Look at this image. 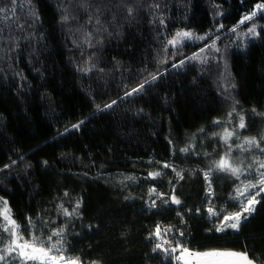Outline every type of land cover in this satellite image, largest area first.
<instances>
[{
	"label": "trees",
	"instance_id": "16d2710c",
	"mask_svg": "<svg viewBox=\"0 0 264 264\" xmlns=\"http://www.w3.org/2000/svg\"><path fill=\"white\" fill-rule=\"evenodd\" d=\"M261 2L88 0L85 9L79 0H18L0 40V210L7 201L22 228L29 217L64 227L66 254L82 264H174L152 251L157 225L184 231L191 250L247 251L264 264V192L238 231H209L223 217L209 219L201 173L224 154L213 133L225 128L213 122L231 129L233 108L234 123L243 115L247 124L241 140L264 134V13L230 31ZM4 5L10 0H0ZM253 22L258 34L241 43L236 33ZM177 31L209 37L171 55L165 44ZM213 41L220 51L209 49L207 62L186 59ZM157 73L141 92L125 95ZM256 155L236 152L233 159L246 165ZM156 171L162 175L146 178ZM169 181L179 206L149 195L152 187L171 195ZM234 187V179L213 174L217 209L239 210L229 198ZM77 202V214L65 217L59 206L71 211Z\"/></svg>",
	"mask_w": 264,
	"mask_h": 264
},
{
	"label": "snow or ice",
	"instance_id": "6c2138e0",
	"mask_svg": "<svg viewBox=\"0 0 264 264\" xmlns=\"http://www.w3.org/2000/svg\"><path fill=\"white\" fill-rule=\"evenodd\" d=\"M18 3V0H10L11 7L8 5L0 6V40L3 38V28L2 25L6 22H12L13 16L15 14V5ZM80 6L87 9L90 7L88 0H79ZM159 7V5H157ZM99 11V10H98ZM67 13V10H65ZM129 15L132 14V9H128ZM12 13V15H9ZM264 13V2L257 3L254 10L250 13L244 15L242 19L238 22L236 26H233L230 29L231 32H236L239 25H244L249 21H253L258 14ZM68 15L65 14L63 20H68ZM93 17H89V22L91 23ZM97 24L100 23L98 16L96 17ZM161 23L163 21L161 20ZM15 26L19 30H23V26L19 25L18 21L15 23ZM221 28L223 25L220 26ZM256 25L253 22L251 26L248 27L247 33L244 35L255 36L257 35ZM206 37H209V34L205 36H196L189 31H177L171 39L167 40L165 44V52H168L169 46L174 49L171 55H175L179 51V47L186 41L190 40H203ZM219 38V37H217ZM19 39V38H17ZM9 41H12L11 36H9ZM86 42L89 44V37H86ZM205 48L219 52L220 50L216 48L215 41L211 44H206ZM205 49H201L200 53H196L193 57L186 59H199L200 54L203 53ZM166 62V61H164ZM202 62H207L205 57ZM185 63L184 60L179 61L172 65V67H180ZM151 79L145 78L137 87L132 88L131 91L125 93L126 96H131L134 93L141 92L145 85L151 83L157 78V74H149ZM116 101H112L111 104L105 105L106 108H110L112 104H115ZM236 116V109L233 108L231 112L228 113L227 125H231L229 129L225 122L216 120L213 123L217 126L224 127L225 131L221 133H213V138L218 141H222V144L218 143V147L223 148L224 154L220 156L218 160L212 161L207 170H201V173L204 177V180L207 184L206 188V197L208 199V217L211 220L213 217L222 216L223 219L220 221L219 226L214 227V229H209V231H215L217 233L223 232L226 229H232L238 231L242 221H246L255 210V204L258 203L256 197H258L262 192H264V134H261L259 138L257 137H245L243 140L240 139L242 132L241 130L247 128L244 116H239L238 126L234 123V118ZM80 123H83L81 121ZM72 128H79V124L73 125ZM65 131H70V129H65ZM201 132L204 130L201 129ZM191 149V145L186 148L180 149L182 153H188ZM253 150L256 151V158L249 161L246 165L243 160H240L239 163L233 159L236 152L249 153L253 154ZM199 155V153H196ZM205 156H210V153H204ZM15 163V162H13ZM46 163V162H45ZM7 167V165H5ZM163 168H171L173 172L176 173V178L178 180L184 179L181 171L177 170L173 165L165 162ZM223 173L229 179H234L235 187L233 192L229 194V198L234 201L239 202V210L235 213L228 214L224 208L217 209L215 202L212 197L214 192L212 191V176L213 174ZM160 171L150 172L149 176L146 178H151L155 180L157 177L161 176ZM131 179V178H128ZM249 181V183H245ZM254 181V182H252ZM172 185L171 195L164 192H158L155 187H152L149 190V195H155L162 203L168 204L169 202L173 205H181L182 201L175 194L176 184L172 181H169ZM68 195V193H65ZM167 197V198H165ZM153 207L156 206V201H152ZM62 209V214L71 218L76 215L80 207V203L77 202L71 211L66 208H63V205L59 206ZM200 209H197L199 212ZM180 213L178 212V215ZM182 222L183 219L181 218ZM51 223H54L51 222ZM215 224V221H213ZM48 228V234H45L42 229ZM29 232L30 237L25 238L24 232ZM65 231L64 227L50 228L49 222L43 220L40 217H37L36 220H33L31 217L28 218V226L22 228L11 216V211L7 207V201L4 202V208L0 210V261L5 262V264H12L13 261H17L18 264H28L29 261L33 264H82L79 257H71L66 254L65 251ZM178 232L179 237L183 238L185 236L184 231L175 230ZM169 234H172L169 238ZM155 238L158 242L153 247L152 251H162L167 256H174L177 262L181 261L185 254L189 257L195 258L199 261L201 258H233L232 264H256V260L250 258L247 251L236 252V251H220V250H208L204 252H193L188 247L185 246V241L183 239L177 238L174 234V230L171 227L162 228L160 225H157L152 233L149 234V239ZM177 253H179L177 255ZM92 264H98V262H92Z\"/></svg>",
	"mask_w": 264,
	"mask_h": 264
},
{
	"label": "rangeland",
	"instance_id": "374dc122",
	"mask_svg": "<svg viewBox=\"0 0 264 264\" xmlns=\"http://www.w3.org/2000/svg\"><path fill=\"white\" fill-rule=\"evenodd\" d=\"M262 14V13H261ZM261 14H258L261 15ZM252 21H249L247 23H251ZM246 23V24H247ZM242 26V25H240ZM251 26V25H250ZM245 33H247V29L246 30H242V31H239L236 33V36L237 38H239V40H241V43H245L246 40L254 37V36H247V35H244ZM202 49H205V51L203 53L200 54V58L199 59H192V60H198V61H202L204 60L205 57H207V53H208V50L207 48H202ZM196 53H200V50ZM195 53V54H196ZM193 57V56H191ZM190 58V57H189ZM191 60V59H190ZM177 236V238H180L179 237V234L176 233L175 234ZM171 237V235L169 236V238ZM180 239H183V238H180ZM156 241V240H155ZM158 242V241H156ZM186 246V245H185ZM187 247V246H186ZM190 249V248H189ZM191 250V249H190ZM193 252H196L194 250H191ZM179 253H177L178 255ZM166 258H170L169 260H171L174 264H232V260L233 258H201L199 261H197L195 258H192V257H189L187 254L184 255V257L182 258L181 261L177 262L174 258V256L170 257V256H167L165 255ZM14 264H18V262H14ZM28 264H33V262L29 261Z\"/></svg>",
	"mask_w": 264,
	"mask_h": 264
},
{
	"label": "built area",
	"instance_id": "2783aa9c",
	"mask_svg": "<svg viewBox=\"0 0 264 264\" xmlns=\"http://www.w3.org/2000/svg\"><path fill=\"white\" fill-rule=\"evenodd\" d=\"M154 240H156L155 238H154ZM157 241V240H156ZM157 243V242H156ZM158 252H161V253H163L164 255H165V253L164 252H162V251H158Z\"/></svg>",
	"mask_w": 264,
	"mask_h": 264
}]
</instances>
